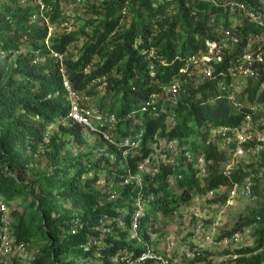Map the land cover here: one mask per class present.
<instances>
[{
	"label": "trees",
	"instance_id": "16d2710c",
	"mask_svg": "<svg viewBox=\"0 0 264 264\" xmlns=\"http://www.w3.org/2000/svg\"><path fill=\"white\" fill-rule=\"evenodd\" d=\"M40 1L44 10L35 6L34 0H0V204L5 207L6 203L19 199L28 189L21 182H15L11 174L16 171L20 179V173L27 167L30 158L38 155V148L46 143L44 137L48 127L64 118L68 111L58 64L50 57L49 50L64 55L65 78L74 91H83L93 80L102 78L109 101H95L91 91H87L86 95L93 99L97 108L114 113L118 120H122L127 114L139 115L142 104L150 96L159 93V85H168L192 56L207 51V43L218 42L221 39L219 26L228 27L226 18L219 21L225 8L221 3L211 6L204 0H191V8L187 10L180 2V19L165 24L157 22L152 26L143 22V16L152 17L154 13L150 1L109 0L104 8L99 32L83 45L80 56L74 61L68 56L67 48L81 38V33L47 38L48 28L62 20L60 14L66 7H62L60 1L71 4L72 0ZM236 1L247 4L246 0ZM129 3L135 8V19L123 34L122 43L105 52L103 44L118 28ZM260 13L264 16V12L260 10ZM257 32L259 28L249 21L236 26L233 36L238 41L232 53L217 66L213 79L190 91L173 112H167L158 104L154 105L152 113L157 115L144 117L145 136L138 149L123 156L121 151L104 146L97 152L100 155L98 161L72 160L67 161L68 164L62 161L63 169L56 170L53 177L39 180L48 186L45 190L47 195L52 196L50 187L56 184L57 197L69 200L78 209L61 210L49 206L47 201H40L39 209L45 211H33L30 219L17 212L7 213L10 236L16 243H23L26 249L32 237L31 227L39 222L37 231L46 244L29 264H73L61 258L74 249L83 251L88 239H95L99 235L100 221L103 219L121 218L123 225L105 234L103 248L91 247L85 255L97 252L98 264H111L109 258H119L125 253H132L135 257L141 253V249L134 246L135 241L132 240L131 244L129 224L132 212L130 205L136 197H153L139 226L140 234L143 233V239L148 243L146 226L153 224L157 216L166 217L180 205L188 203L191 192L205 195L220 188L230 190L256 172L241 168L219 171V166L227 161V155L210 142L208 134L219 127L240 129L244 124L256 123L261 115L251 109L254 106L264 107V60L263 63H253L258 76L248 81L250 85L244 91L247 100H240L244 104L243 109H236L229 103L231 91L226 86L229 69L240 62L249 36ZM151 49L155 51L152 61L156 67L152 78L148 70L149 60L142 55V52ZM14 56V60H11ZM96 57L104 61L96 64L93 71L86 72ZM113 70L118 79L110 76ZM256 80L257 83L252 85L251 81ZM258 127L259 123H256L251 128ZM53 132L71 136L78 143L85 139V131L76 124L69 128L59 126ZM50 133L46 146L56 148V138ZM156 134L169 142L176 141L178 150L190 149L194 156L203 158L204 166L208 169L203 184L196 178V168L185 166L179 153L172 167L155 165L151 160L150 172L142 176L139 186L120 185L128 172L135 173L140 163L152 154L146 146L156 143ZM198 137L203 141L201 145L192 141V138ZM59 161L53 162V165L59 167ZM99 176L102 177L103 188L107 190L103 203V198L91 189ZM257 181L253 180V195L257 193L254 185ZM172 185L177 191L170 188ZM110 186H113L115 195L109 192ZM28 195L32 196L31 191ZM40 196L46 198V194L41 191ZM32 199L36 201L34 197ZM51 214L54 215L53 219L50 218ZM1 216L0 212V226ZM252 224L256 226L252 237L257 247L262 248L264 209L252 213L241 223L243 226ZM234 231L225 234V237L232 236ZM239 263L264 264V250L257 257L234 264ZM11 264L18 263L13 261Z\"/></svg>",
	"mask_w": 264,
	"mask_h": 264
},
{
	"label": "rangeland",
	"instance_id": "374dc122",
	"mask_svg": "<svg viewBox=\"0 0 264 264\" xmlns=\"http://www.w3.org/2000/svg\"><path fill=\"white\" fill-rule=\"evenodd\" d=\"M46 1V0H45ZM48 1V0H47ZM53 0H50V2ZM109 0H88L83 5H79L77 8H70V4L62 2L61 6H65V12L69 13L66 19L56 22L50 31L49 39H56L64 34H76L81 33V38L68 46V56L77 60L80 56V51L83 45L89 41V39L99 32V26L103 21L104 8L108 4ZM150 1L154 13L152 17L143 16V22L155 26L157 22L165 24L170 23L172 20H178L181 18L180 2L184 4V9L190 10L191 0H148ZM211 6H215L218 3L225 5L233 0H204ZM250 8H259L264 12V0H246ZM69 9V10H67ZM135 8L132 7L131 3L125 8L119 26L114 32L106 38L103 44L104 51L107 52L122 43L123 34L129 29L131 23L135 19ZM195 12V11H194ZM191 17V16H190ZM222 18H226L228 25L236 27L243 22H240L237 16L229 14L224 8L223 14L219 17V21ZM34 22V21H32ZM155 30H157L155 28ZM49 30L47 31L48 34ZM182 37V35H181ZM262 47L264 48V38L262 41ZM233 51V50H232ZM231 51V52H232ZM230 52V53H231ZM227 56V54L225 55ZM15 56L11 58L14 60ZM104 61L102 58H94L92 65L86 68V72H91L95 68L96 64H101ZM118 79V75L115 71L110 75ZM200 78L199 68H192V77L187 84L185 89V95L177 100V103L159 102L158 106L166 109L167 112H173L179 102L184 101L190 91L196 90L197 81ZM104 82V80H103ZM240 83V81H239ZM256 81H251L252 85H255ZM105 84V83H104ZM249 82L245 83V87H239L234 91L235 97L238 100H247V94L244 93ZM261 90V88L259 89ZM93 93V99L95 101L105 100L109 101V96L106 93V84L102 89L94 88L90 90ZM113 96V95H112ZM254 113L261 114L258 117L257 124L264 122V107L254 106ZM244 124L240 129H248L252 125L256 124ZM250 127V128H251ZM56 131V129H53ZM51 131V135L54 134L55 147H47V140H44V144H41L38 148L40 152L36 156H32L27 167L20 173V179L17 177V172L14 171L11 174V178L15 182H21L23 186H26L23 195L19 196V199L13 200L6 203V212H17L23 214L26 219H30L32 212H42L44 209H39L38 202L47 201L49 206L53 208H60L61 210H73L75 211L78 207L73 206L69 200H61L57 197L56 184L51 189V194L47 195L45 190L48 186L39 182L41 179L47 177H53L56 170L63 169V164H68L67 161L80 160L95 162L99 160V154L97 153L101 149H104V145L96 141L95 138L90 136L89 138L83 139L81 142L75 141L71 136L64 135L61 132L54 133ZM208 140V139H207ZM193 143L201 145L203 141L198 138H192ZM212 143H219L217 139H210ZM219 150L221 149L220 143L217 145ZM60 160V161H59ZM59 161L61 164L59 167L53 165V162ZM196 178L200 184H203V179L208 174L206 166H197ZM237 168H241L245 171L254 170L256 172L264 170V153L259 156H254L246 160H234L230 156L227 157V161L219 166V171H230ZM255 172V173H256ZM19 175V174H18ZM55 176H57L55 174ZM61 176V173H58ZM101 176V174H100ZM98 177V180L91 185L96 194H99L102 199V203L105 200L106 188H103L102 177ZM90 178L91 175H88ZM256 186L257 193L252 198H229V190L220 188L216 191L207 193L205 195H196L191 192L190 201L186 204H182L170 215L163 217L157 216L154 220L152 227L146 226L147 230L151 233L149 236L148 246L154 248L156 244H162L165 248L170 246V257L174 260H179L182 264H234L240 260H250L251 258L259 256L264 247L258 248L255 243L254 247L246 250L241 249L238 242L235 240L237 237H250L256 229L254 223L250 226L241 225L244 218L250 216L259 210L264 209V176L257 179ZM64 181V179H60ZM170 188L175 192L176 187L174 185ZM31 191L32 196L28 195ZM40 191L46 194V198L43 199L40 196ZM43 194V193H41ZM36 201L33 202V198ZM131 206V205H130ZM53 219V214L50 215ZM119 220L103 219L101 229L98 230L99 235L95 237L96 244L98 246H92L93 248H103V241L105 234L114 232L115 228H121L122 222ZM257 222V221H256ZM39 222H35L32 227V237L27 244L26 251L22 256L18 257L14 261L18 264H29L31 260L38 254L40 249L46 244L45 239L37 231ZM240 226V227H239ZM236 228H239L237 230ZM235 230V231H234ZM234 231L232 236H226L225 234ZM115 234V233H114ZM116 235V234H115ZM142 239L143 233L140 234ZM97 238V239H96ZM254 238V237H253ZM129 239L132 244L133 235L129 234ZM255 239V238H254ZM145 242V240L143 239ZM136 246L135 242L133 243ZM187 255H192V259H187ZM64 262H72L73 264H98L97 259L91 253L85 255L84 251L78 249L71 250L67 255L61 258Z\"/></svg>",
	"mask_w": 264,
	"mask_h": 264
},
{
	"label": "built area",
	"instance_id": "2783aa9c",
	"mask_svg": "<svg viewBox=\"0 0 264 264\" xmlns=\"http://www.w3.org/2000/svg\"><path fill=\"white\" fill-rule=\"evenodd\" d=\"M87 1L72 0L69 9L77 8ZM33 3L40 10H44V6L40 0H34ZM224 7L229 14L237 16L240 22L249 21L253 26L259 28V32L249 36L247 47L243 50V56L240 62L228 71L229 78L226 86L231 91L229 103L236 109H243L244 104L236 99L234 91L239 87L244 88L245 83L249 80L257 79L258 71L253 63H263L264 60V48L262 47L264 16L260 13L259 8H250L248 4L236 0L226 3ZM68 16L69 13L65 11L60 14L61 19H66ZM51 28H48L47 38H49ZM233 31L234 27L232 26H219L218 34L221 39L218 42L207 43V51L192 56L187 64L179 70V75L174 77L168 85H159V93L150 96L142 104L139 115L137 113L127 114L122 120H118L114 113L97 108L93 103V99L86 95L87 91L94 88L102 89L104 87L105 84L102 78L93 80L83 91H74L65 78L63 65L64 55L49 50L50 57L58 64V72L62 77V86L68 100V111L64 118L48 127L44 140L48 139V135L53 129H57L59 126L69 128L76 124L81 126L85 131V138L92 136L105 147H111L117 151H121L123 156L131 150L138 149L145 136L144 117L147 118L150 115L156 116L157 114L152 113V111L154 110V105L159 102L168 101L175 103L185 94L187 84L192 77V68H199L200 71L197 86L213 79L217 66L222 63L226 54L232 53L231 51L238 41L233 36ZM142 55L149 60L148 70L152 78L156 68L152 61L155 56V51L151 49L147 52H142ZM251 110L254 112V108ZM208 137L209 139H217L221 146L220 151H224L227 157L230 156L234 160L243 161L264 153V122H260L259 127L254 129L250 127L243 130L219 127L210 131ZM154 139L156 143L147 144L146 146L152 151V154L140 163L135 173L128 172L126 177L121 181V186H139L142 181V176L150 172L149 165L151 164V160L155 165L164 164L172 167L180 153L185 166L197 167L205 163L201 156H194L190 149L178 150L176 141L169 142L165 138L159 137L158 134L154 136ZM219 143H213V145L217 147ZM153 171L156 173V170ZM262 176H264V170L245 177L239 186H234L229 190V198H252L253 180L260 179ZM109 192L115 195L113 186L109 187ZM110 198H113V196H110ZM152 200L153 197L151 195L147 198L138 196L131 204L132 212L129 231L133 235L136 247L141 249V253L135 257L132 253H125L119 258H109L111 264H182L179 260L177 261L169 256H165L148 246L140 235V221L146 212L148 203ZM0 212L2 213V224L0 226V264H11L15 259L22 256L26 248L23 243H16L9 234L10 225L8 224L5 205L0 204ZM100 223L102 224V220ZM153 225L149 224L148 228ZM100 231H102L101 227ZM146 234L151 236L148 230ZM235 240L241 249L249 250L255 245V239L252 236H235ZM96 243V240L89 238L87 244L82 248L83 251L86 252L92 246H98ZM94 256L96 259L99 258L97 252ZM192 258V255H187V259Z\"/></svg>",
	"mask_w": 264,
	"mask_h": 264
},
{
	"label": "crops",
	"instance_id": "0c3cea01",
	"mask_svg": "<svg viewBox=\"0 0 264 264\" xmlns=\"http://www.w3.org/2000/svg\"><path fill=\"white\" fill-rule=\"evenodd\" d=\"M169 247L170 246H167L165 248L162 244H156L153 249L156 250L157 252L165 255V256H169L170 257V255L172 253H170V248Z\"/></svg>",
	"mask_w": 264,
	"mask_h": 264
}]
</instances>
